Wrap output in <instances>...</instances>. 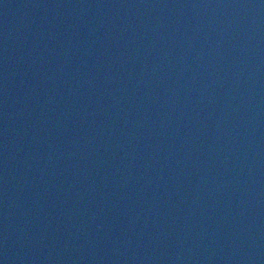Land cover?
Instances as JSON below:
<instances>
[{"label": "water", "instance_id": "95a60500", "mask_svg": "<svg viewBox=\"0 0 264 264\" xmlns=\"http://www.w3.org/2000/svg\"><path fill=\"white\" fill-rule=\"evenodd\" d=\"M0 264H264V0H0Z\"/></svg>", "mask_w": 264, "mask_h": 264}]
</instances>
